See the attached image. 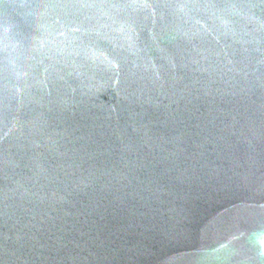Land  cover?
Masks as SVG:
<instances>
[{"label":"water","instance_id":"1","mask_svg":"<svg viewBox=\"0 0 264 264\" xmlns=\"http://www.w3.org/2000/svg\"><path fill=\"white\" fill-rule=\"evenodd\" d=\"M0 264H264V0H0Z\"/></svg>","mask_w":264,"mask_h":264}]
</instances>
